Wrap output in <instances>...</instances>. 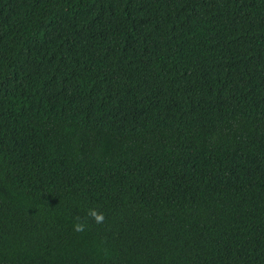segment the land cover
<instances>
[{"label":"trees","instance_id":"obj_1","mask_svg":"<svg viewBox=\"0 0 264 264\" xmlns=\"http://www.w3.org/2000/svg\"><path fill=\"white\" fill-rule=\"evenodd\" d=\"M0 264H264V0H0Z\"/></svg>","mask_w":264,"mask_h":264},{"label":"clouds","instance_id":"obj_2","mask_svg":"<svg viewBox=\"0 0 264 264\" xmlns=\"http://www.w3.org/2000/svg\"><path fill=\"white\" fill-rule=\"evenodd\" d=\"M87 217L98 225L103 224L105 221L104 213L98 211L96 208H90L87 212ZM72 227L74 232L83 233L87 228V222L86 220L81 219L80 217H76Z\"/></svg>","mask_w":264,"mask_h":264}]
</instances>
